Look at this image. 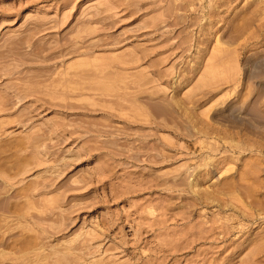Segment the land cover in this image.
Returning a JSON list of instances; mask_svg holds the SVG:
<instances>
[{
  "label": "rangeland",
  "instance_id": "374dc122",
  "mask_svg": "<svg viewBox=\"0 0 264 264\" xmlns=\"http://www.w3.org/2000/svg\"><path fill=\"white\" fill-rule=\"evenodd\" d=\"M0 152V264H264V0H0Z\"/></svg>",
  "mask_w": 264,
  "mask_h": 264
},
{
  "label": "bare ground",
  "instance_id": "6f19581e",
  "mask_svg": "<svg viewBox=\"0 0 264 264\" xmlns=\"http://www.w3.org/2000/svg\"><path fill=\"white\" fill-rule=\"evenodd\" d=\"M25 95H27V94L24 93V94H22V95H17V96H16V97H17V101L21 100L22 97L25 96ZM41 99H42V98H41ZM44 101H46V100H44ZM4 105H5V104H4ZM1 151H2V150H1ZM0 153H1V157H0V158H1V161H4V160H5V161H4L5 163H6V162L10 163L9 161H7V160L10 159V158H8L9 156H4V155L2 154L3 152H0ZM6 155H8V154H6ZM11 161H12V160H11ZM4 162H0V167L3 166V163H4ZM5 163H4V164H5ZM1 164H2V165H1ZM8 166H9V165H8ZM3 167H4V166H3ZM6 167H7V165H6L4 168H6ZM12 168H13V169H12ZM14 168H16V169H14ZM17 169H18V166H17L16 163H14V162L9 166V168L7 169V172H6L4 169H1L2 172H0V181H1V182H4V183H5V182H6V183L9 182V178L15 177V176L17 175V173H19V171H18ZM12 170H13V171H12ZM7 173H8V174H7ZM7 180H8V181H7ZM4 183H3V184H4ZM6 183H5L4 185H6ZM8 184H10V183H8ZM11 185L13 186V184H11ZM10 187H11V186H10ZM10 189H12V188H10ZM18 189H20V188H18ZM18 189H17V187H16L14 190L12 189L14 192L11 191L10 193L14 194L16 197H17V195H20V196L23 195V197H24V196H27V192H24L25 189H23L22 187H21L20 191H19ZM21 190H24V191H21ZM30 190H31V189H30ZM6 191H8V190H6ZM27 191H28V189H27ZM31 191H32V190H31ZM28 193H29V192H28ZM12 194L10 195V197L12 196ZM25 194H26V195H25ZM29 194H30V193H29ZM29 194H28V195H29ZM5 195H6V194H5ZM7 196H8V195H7ZM20 196H18V197H20ZM2 197H3V196H2ZM12 197H13V196H12ZM4 198H5V197H4ZM4 198H3V199H4ZM6 198H9V197H6ZM1 200H2V198L0 199V202H2ZM6 200H7V199H6ZM16 202H17V201H16ZM20 202L22 203V201H20ZM21 203H20V206H21ZM22 204H23V203H22ZM24 204H27V203H24ZM24 204H23V205H24ZM23 205H22V208H23V211H24V206H25V205H24V206H23ZM0 206H1V203H0ZM12 207H13V203H12ZM15 207H16V208L18 207L17 209L20 210V211H22L21 209H19V208H20L19 205H18V206H15ZM25 207H26V206H25ZM16 208H15V209H16ZM0 209H1V208H0ZM27 209H28V208H27ZM13 210H14V209H13ZM18 210H17L16 212H18ZM20 211H19V212H20ZM13 212L15 213V211H13ZM27 212H28V211H27ZM21 213H23V212H21ZM24 213L26 214L25 211H24ZM31 213H32V212H31ZM15 214H17V213H15ZM27 214H29V213H27ZM31 215H32V214H31ZM34 215H35V213L33 214V216H34ZM36 215H37V213H36ZM36 215H35V216H36ZM22 217H23V216H22ZM30 217H31V216H30ZM36 217H37V216H36ZM23 218H24V217H23ZM5 221H6V220H5ZM6 223H8V222H6ZM1 224H3V223H1ZM1 224H0V225H1ZM5 225H7V224H5ZM5 225H4V226H5ZM0 227H2V226H0ZM221 227H222V226H221ZM223 227H224V226H223ZM225 227H226V226H225ZM237 227H238V226H237ZM5 228H6V226H5ZM228 228H230V227H228ZM223 229H224V228H223ZM229 231H230V230H229ZM222 232H223V231H222ZM227 232H228V231H227ZM221 234H222V233H221ZM223 234H224V233H223ZM225 234H226V232H225ZM7 237H8V236H7ZM221 237H222V239L225 238V236H223V235H221ZM23 238H24V237H23ZM23 238H22V239H23ZM248 238H249V237H248ZM261 238H262V237H261ZM22 239H21V240H22ZM25 239H27V237H25ZM19 240H20V239H19ZM19 240H17V241L19 242ZM21 240H20V241H21ZM23 240H24V239H23ZM255 240H256V239H255ZM257 240H258V238H257ZM1 241H2V240H1ZM27 241H28V239H27ZM258 241H259V240H258ZM263 241H264V239H262L261 243H262ZM25 242H26V241H25ZM255 242H256V244L258 245L257 241H255ZM22 243H23V242H21V245H22ZM27 243H28V242H27ZM259 243H260V241H259ZM3 244H5V243L3 242ZM16 244H18V243H16ZM262 244H263V243H262ZM1 245H2V244H1ZM6 245H7V244H6ZM18 245H20V244H18ZM21 245H20V246H21ZM236 246H237V245H236ZM253 246H254V245H253ZM258 248H259V247H258ZM252 249H253V248H252ZM256 249H257V248H256ZM2 263H3V262H2ZM5 263H7V262H5ZM5 263H4V264H5ZM244 264H245V263H244Z\"/></svg>",
  "mask_w": 264,
  "mask_h": 264
}]
</instances>
